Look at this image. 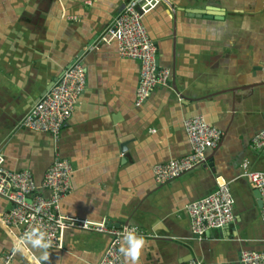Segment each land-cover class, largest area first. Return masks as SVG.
<instances>
[{"label":"crops","instance_id":"0c3cea01","mask_svg":"<svg viewBox=\"0 0 264 264\" xmlns=\"http://www.w3.org/2000/svg\"><path fill=\"white\" fill-rule=\"evenodd\" d=\"M127 1L0 0L3 164L42 181L54 157L51 135L20 121L79 59L86 87L57 144L73 168L61 213L135 226L146 239L140 264H240L241 250H264L256 187L240 165L246 159L264 173V150L249 146L264 129V0H161L142 19L157 66L169 68L173 84L154 87L140 105L138 60L120 58L115 41L100 40ZM198 114L222 131L219 143L205 162L157 183L155 164L191 151L182 122ZM220 178L230 188L233 221L193 237L184 206ZM11 206L0 196V212ZM15 235L0 221V258ZM61 238L44 264H96L109 243L107 234L79 228H63ZM38 257L26 247L10 264H41Z\"/></svg>","mask_w":264,"mask_h":264},{"label":"built area","instance_id":"2783aa9c","mask_svg":"<svg viewBox=\"0 0 264 264\" xmlns=\"http://www.w3.org/2000/svg\"><path fill=\"white\" fill-rule=\"evenodd\" d=\"M160 2L161 0H128L100 37L104 43L113 41L117 43L120 58L138 60L139 76L135 105L142 104L154 87L166 85L170 76L169 68L157 66V48L149 37L142 19ZM88 48H94V45H89ZM85 87L86 72L82 62L76 59L20 121L22 126L32 130L49 132L53 141L54 157L39 184L27 169L6 168L3 164V155L0 153V196L12 203L9 209L0 212V221L4 226L15 228L16 231L12 247L2 255L0 264L11 263L15 244L32 228L46 233L51 248H62L61 231L65 227L107 234L109 243L96 264H124L119 252L120 239L126 228H136L135 226L112 224L105 219L71 217L60 211L61 201L72 189L70 176L73 168L70 161L61 156L57 144L62 126L71 117L76 100ZM182 123L191 144V151L184 156L153 166L154 180L159 184L204 162L207 149L215 148L222 135V131L210 124L201 114L186 117ZM249 146L254 150H264V129H260L252 136ZM240 165L242 174L250 185L258 188L260 192V216L264 226V173L251 170L246 159ZM184 207L189 216L193 237L202 238L210 229L220 228L233 221V198L228 182L223 178L216 180L213 191L188 202ZM239 262L264 264V250L243 249L239 255ZM185 264L202 262L198 258H191Z\"/></svg>","mask_w":264,"mask_h":264},{"label":"clouds","instance_id":"9594fccd","mask_svg":"<svg viewBox=\"0 0 264 264\" xmlns=\"http://www.w3.org/2000/svg\"><path fill=\"white\" fill-rule=\"evenodd\" d=\"M86 223V222H85ZM146 246V239L138 234L136 228H126L121 236L119 252L124 259V264H140V257ZM30 248L39 253L41 264L49 260V249L52 247L45 232L37 228H32L17 241L13 248V253L23 255L25 248Z\"/></svg>","mask_w":264,"mask_h":264},{"label":"water","instance_id":"95a60500","mask_svg":"<svg viewBox=\"0 0 264 264\" xmlns=\"http://www.w3.org/2000/svg\"><path fill=\"white\" fill-rule=\"evenodd\" d=\"M54 82L55 81H53L52 83H51V85L45 90V92L44 93H46L49 89H50V87H52V85L54 84ZM170 83H172V81H167V84L166 85H169ZM173 84V83H172ZM238 88H240V86H238V87H235V88H230L229 90L230 91H234L233 89H238ZM219 92V91H218ZM215 93H217V92H215ZM215 93H211V94H209V96L210 95H213V94H215ZM205 162V161H204ZM203 163V162H202ZM37 184H39V183H37ZM254 194L257 196V198H258V204H259V206H261V196H260V192H259V190H258V188H255V190H254Z\"/></svg>","mask_w":264,"mask_h":264}]
</instances>
